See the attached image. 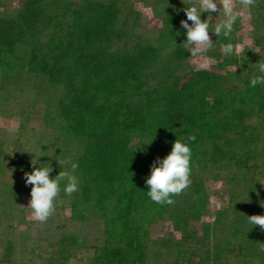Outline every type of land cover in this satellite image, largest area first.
<instances>
[{
	"label": "trees",
	"instance_id": "1",
	"mask_svg": "<svg viewBox=\"0 0 264 264\" xmlns=\"http://www.w3.org/2000/svg\"><path fill=\"white\" fill-rule=\"evenodd\" d=\"M20 2L0 13V87L29 79L35 86L43 83L38 94L55 109L47 120L64 137V148L73 147L70 157L79 161L73 216L84 219L89 207L105 223L104 244L92 247L93 264H148V226L167 220L182 233L175 242L180 249L195 237L197 230L190 228L210 203L209 178L226 181L232 191L228 206L216 213L217 223L237 215L236 198L245 191L254 200L250 215L264 214L258 211L261 193L264 202V163L259 161L264 83H250L260 56L256 62L245 52L224 55L220 43L227 38L218 40L214 33L209 54L217 69L195 70L183 44L186 6L168 0L153 5L162 22L155 36L130 30L141 16L134 1ZM0 6L6 7L1 1ZM258 13L264 24V9ZM237 38L236 26L232 39ZM233 65L239 68L230 70ZM49 90L52 96H46ZM178 137L193 148L191 183L173 194V203L158 204L147 195L146 179L153 161L169 154ZM233 167L236 171L222 174ZM242 182L249 184L247 189ZM203 229L208 238L209 224ZM153 244L168 246L169 241ZM58 246L61 264H66L71 248L82 247L83 240L63 235ZM181 250L178 256L184 255ZM12 252L9 244L6 262ZM229 253L243 257L238 264H264V229L242 218L216 247L215 256L222 259ZM196 257L192 264L213 259L211 251Z\"/></svg>",
	"mask_w": 264,
	"mask_h": 264
},
{
	"label": "rangeland",
	"instance_id": "2",
	"mask_svg": "<svg viewBox=\"0 0 264 264\" xmlns=\"http://www.w3.org/2000/svg\"><path fill=\"white\" fill-rule=\"evenodd\" d=\"M0 1L6 6H0V13L9 12L21 3L20 0ZM130 1H134L133 5L141 12L139 25L133 26L130 30L143 31L148 35L156 34L162 25L161 18L156 16L153 10V5L158 0ZM259 1L255 0L252 5L246 6L244 0H233L239 12L236 26L237 40L241 43V48L237 54L241 55L245 52L246 58L254 57L256 62L260 56L262 60L257 62L258 65L264 63V40L262 39L264 24L258 13L264 9V4L261 5ZM168 2L181 7L186 6L183 0H168ZM192 2L193 0H185L186 4ZM158 7L162 9L164 6L159 4ZM203 15L204 19H207L208 14L205 12ZM218 15V11L214 13L213 23ZM210 34L213 36L214 32ZM211 48L205 57L196 61L190 59L189 64L195 70L203 68L216 70V60L209 54ZM201 62H206L207 67H199ZM238 68V65L229 67L232 71ZM2 82L0 73V84ZM35 84L32 79H29L20 82L16 87L12 83H8L4 89L0 87V264H61L58 242L63 235L68 234L81 237L83 246L71 248V258L66 264H93L92 247L104 244L105 223L99 212L89 207L84 211V219L80 220L73 216L72 202L76 198L77 191L71 195L61 191L56 200L55 212L46 221L32 217V210L28 207L32 186L25 182V171H32L34 167H40L41 163H46V166L52 164L53 171L50 176L54 178L62 169L58 159L67 160L73 152L70 144L67 150L64 148L66 144L64 137L59 135L51 122L47 120V116L55 112V109L47 105L45 96L38 94L39 86L43 83L38 86ZM48 94L52 96L53 92L49 90L46 96ZM33 159L39 162L33 165ZM259 161L264 163L263 150ZM64 167H70V162ZM230 171L233 172L236 169L233 167L223 170L222 174L227 175ZM260 180L264 184V177ZM63 183L65 181H62ZM242 185V188L247 189L249 184L242 182ZM206 188L210 195V203L201 220L194 222L190 228L197 230L195 237L180 249H177L175 242L181 238L182 233L175 230L172 221L152 223L148 226L150 237L148 264H175L176 261H178L177 264H192L198 259L196 256L205 257L207 251H211L213 256V259L208 260L209 264H238V260L243 259L235 253L226 254L222 259L217 258L215 251L219 244L226 242L231 231L240 224L241 219L248 218L252 212L254 200L248 197L247 191L242 192L236 198L237 215L231 214L222 223H217L216 213L219 209L228 206L232 191L226 181L212 178L207 180ZM261 192L258 190L257 194L260 195ZM262 199L261 193V200L258 202L260 213L264 212ZM206 224H209L211 228L208 238H205L203 233ZM155 240L169 241V245L153 244ZM9 244L13 246V252L10 261L6 262L4 257ZM181 249L184 255L178 256V250ZM257 264H259L258 261Z\"/></svg>",
	"mask_w": 264,
	"mask_h": 264
},
{
	"label": "clouds",
	"instance_id": "3",
	"mask_svg": "<svg viewBox=\"0 0 264 264\" xmlns=\"http://www.w3.org/2000/svg\"><path fill=\"white\" fill-rule=\"evenodd\" d=\"M183 9L186 12L185 19L181 20L183 29L186 30L187 39L183 42L190 51L189 59L196 61L213 46L211 32L219 35L221 41L220 50L224 55L238 53L241 43L232 39L236 30V23L239 12L234 6L233 0H193L186 4ZM245 5H252L255 0H244ZM179 11V9H177ZM219 12L218 17L214 13ZM207 13V19L202 18ZM191 21V23H190ZM217 41V40H216ZM199 67H207L206 62H201ZM251 85L264 83V63L259 64L258 74L252 76ZM194 140L195 136L188 137ZM148 144V143H144ZM193 148L185 139L178 137L173 142L172 150L164 157H157L152 165L150 175L146 179L148 185L147 195L158 204H171L174 202V195L179 194L191 183ZM62 169L54 178L50 176L53 165L46 166L41 163L40 167H34L32 171H25V182L31 185V199L28 207L32 210L31 215L37 220L46 221L56 208V200L61 191L71 195L79 189L80 177L77 174L79 161L74 157L67 160L58 159ZM39 162V161H38ZM38 162L33 159V165ZM70 162V167H64ZM62 181L65 183L62 184ZM248 220L254 226L259 225L264 229V214H253Z\"/></svg>",
	"mask_w": 264,
	"mask_h": 264
}]
</instances>
